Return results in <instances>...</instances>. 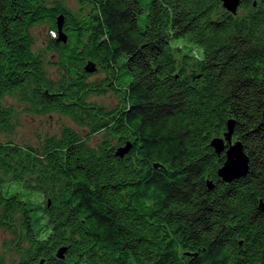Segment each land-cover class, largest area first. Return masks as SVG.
Wrapping results in <instances>:
<instances>
[{"label": "trees", "instance_id": "1", "mask_svg": "<svg viewBox=\"0 0 264 264\" xmlns=\"http://www.w3.org/2000/svg\"><path fill=\"white\" fill-rule=\"evenodd\" d=\"M78 1L0 0V134L18 105L81 130L0 140V264H264V0ZM44 22L56 79L31 49ZM228 120L248 171L226 183L210 141Z\"/></svg>", "mask_w": 264, "mask_h": 264}, {"label": "rangeland", "instance_id": "2", "mask_svg": "<svg viewBox=\"0 0 264 264\" xmlns=\"http://www.w3.org/2000/svg\"><path fill=\"white\" fill-rule=\"evenodd\" d=\"M48 7L54 6L56 2L70 10L76 17H81L87 12V7H82L78 0H44ZM30 32L33 37L32 52L38 54L42 59L47 75L51 78H58L60 76V68L58 64V52L50 46V37L53 33L49 30V24L39 23L34 25ZM104 73L102 71H94L89 76L90 79H98ZM91 101L102 104L106 107H114L117 103V98L112 92L104 94L92 95L89 98ZM10 100V99H9ZM70 126L79 131L80 128L76 126L69 118L59 115L57 113H48L43 115H33L23 110L21 105L16 109V125L13 133L5 135L0 134V140L10 138L16 143H27L36 146L40 140L46 135L56 134L61 127ZM101 132L91 136L89 144L94 145L101 139ZM233 142V140H232ZM9 237V234L0 229V251L4 254L6 260L12 257L11 250H4L3 242Z\"/></svg>", "mask_w": 264, "mask_h": 264}, {"label": "water", "instance_id": "3", "mask_svg": "<svg viewBox=\"0 0 264 264\" xmlns=\"http://www.w3.org/2000/svg\"><path fill=\"white\" fill-rule=\"evenodd\" d=\"M222 6L229 12L235 13L238 7V0H221ZM57 41L65 42L66 35L62 31V20L61 16L57 19ZM85 70L87 72H93L95 70L94 64L89 61L85 65ZM233 120H228L226 123V131L223 133L222 137H214L210 141V146L214 149L216 154L224 153V161L222 165L217 169V176L222 182H231L241 176L247 174L248 171V156L243 150V146L239 141L232 142L233 135ZM130 144L126 143L120 146L116 150V154L120 157L124 156L129 148ZM208 188L213 187V182L208 180ZM261 207L263 208L262 204ZM65 247H59L56 251V256L58 258L63 257Z\"/></svg>", "mask_w": 264, "mask_h": 264}]
</instances>
